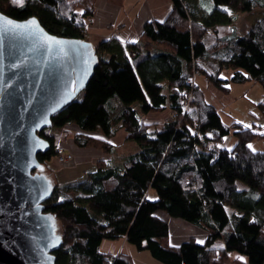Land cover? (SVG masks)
I'll use <instances>...</instances> for the list:
<instances>
[{
	"label": "trees",
	"instance_id": "1",
	"mask_svg": "<svg viewBox=\"0 0 264 264\" xmlns=\"http://www.w3.org/2000/svg\"><path fill=\"white\" fill-rule=\"evenodd\" d=\"M170 1L165 19L143 26L141 45H99V62L81 98L51 119L59 142L72 139L76 147L110 155L109 140L122 130L138 148L116 161L99 160L77 181L55 184L44 204L62 237L55 264H134L123 253L105 260L100 245L116 239L162 264H264V151L248 147L260 139L264 147V132L224 125L201 87L190 83L197 74L221 94L229 83L249 80L264 91V16L243 36L235 27L240 16L264 11V0ZM93 3L24 0L20 6L0 0V13L16 21L33 17L49 34L83 40ZM135 104L144 117L167 111L173 119L139 121ZM259 106L264 112V102ZM71 125L79 132L66 128ZM231 132V151L218 148ZM38 136L49 143L36 157L46 168L58 143L45 132ZM150 190L155 201L148 200ZM159 214L197 227L205 241L199 245L189 237L172 246L168 222ZM233 252L246 261H231Z\"/></svg>",
	"mask_w": 264,
	"mask_h": 264
},
{
	"label": "water",
	"instance_id": "2",
	"mask_svg": "<svg viewBox=\"0 0 264 264\" xmlns=\"http://www.w3.org/2000/svg\"><path fill=\"white\" fill-rule=\"evenodd\" d=\"M96 50L49 34L36 18L0 13V264H55L62 237L44 212L55 183L36 158L50 149L38 134L83 93Z\"/></svg>",
	"mask_w": 264,
	"mask_h": 264
},
{
	"label": "rangeland",
	"instance_id": "3",
	"mask_svg": "<svg viewBox=\"0 0 264 264\" xmlns=\"http://www.w3.org/2000/svg\"><path fill=\"white\" fill-rule=\"evenodd\" d=\"M260 14H261L260 11L255 10L254 13L242 15L238 19L239 21L236 26L238 34L240 36H243L247 31L245 29H248L250 25L255 23L257 21V18L260 16ZM85 38L89 40L90 37L86 36ZM225 77L226 75L224 76V78ZM198 79H200L201 83L203 84V79L197 77V80ZM202 86L204 88L205 84H203ZM226 94H222L221 95L222 97L213 96V94H211L210 92H207L206 94L208 101H210L214 105V107L217 108L218 115L221 118L224 125L227 126L228 124L234 122L236 124L242 125L243 127H245V125H250L252 128L255 129L257 133L264 132V112L259 106L260 103L264 102V91L261 85L255 83L252 80H249L243 84L229 83L228 93ZM80 98L81 96L78 97V99ZM134 109L137 111V118L139 119V121L142 120L152 123V122H164V121H168L169 119H173V116L167 111L162 112V114H151L144 117L140 113V111H138L137 104L134 105ZM151 117H155L158 120L150 121ZM66 128L69 129L72 133L79 132L78 127L74 125L66 126ZM245 128H249V127H245ZM44 132L46 133V135L56 137L55 142L58 143L57 148L61 147L62 146L61 144L66 142V141L59 142L60 140V138H58L59 130L57 128H49L44 130ZM222 139L223 140L218 144V148L220 149L229 150L236 143V139L233 137L232 132L228 134V136ZM120 144L121 145H118L119 148H114L113 151L115 161L123 156H129L132 155V153L138 151L137 145L133 141L131 142L123 141V144L122 143ZM250 145H252L251 149L252 150L254 149V152L264 151L263 141L261 139L250 142ZM73 157L74 159L79 158L77 156L75 157L74 155ZM89 168L90 166L88 164H79L78 166H76V164H73V167L71 166L67 168L61 167L57 163L56 158L53 157L49 162H47L45 169L46 172L49 174L50 179H52L55 184L67 185L68 183H71L75 180L77 181V179L75 178L76 173H79L77 176L80 178L84 173H87L89 171ZM52 175L56 180L53 179ZM238 188L240 190L245 189V186L241 183L238 184ZM147 197L154 198V199H148L150 201H155V199L157 198L156 193L153 190H150L148 192ZM172 220L173 222L174 221L178 222V223H173L176 224L175 225L176 227L173 226L170 227L169 225V228L172 230V232L179 231V232H184L185 234H189V233L192 234V233H198L200 231L197 227H194L191 224H187L186 222L180 219H172ZM219 246H221V243H219ZM99 251L101 253H106L107 258L114 257L119 253L128 254L132 258V262L134 264H162L159 261L157 262L154 259H152L148 251H137L134 246L130 245L129 243H127L122 239H116L114 241L103 240L102 244L99 247ZM232 255L238 257L239 260H241L240 257H243L242 255H239L235 252H233ZM243 258L244 259L241 261H246V257L244 256Z\"/></svg>",
	"mask_w": 264,
	"mask_h": 264
},
{
	"label": "crops",
	"instance_id": "4",
	"mask_svg": "<svg viewBox=\"0 0 264 264\" xmlns=\"http://www.w3.org/2000/svg\"><path fill=\"white\" fill-rule=\"evenodd\" d=\"M93 5L94 8H93L92 17L87 22V27H88L87 31H88V36L90 37L88 41L95 48H97L102 43H105V41H109V40H118L124 47H127V46H137L142 44L140 33L145 23L152 20L161 21L165 19L170 13L169 11L172 8V1L170 0H94ZM256 11L261 12L257 20L262 16H264V11L261 10H256ZM238 19L235 22V27L237 26V23L239 21ZM252 25H250V27ZM197 77L195 79V82L198 86L201 87L205 97L207 92H210L211 94H213V96L222 97L221 96L222 94L214 90L210 86H208L205 80H203V84H205V87L203 88L202 86L203 84L201 83V80L200 79L197 80ZM200 78L203 79L202 77ZM206 101L212 104L210 101H208L207 97H206ZM153 120L156 121L158 119L155 117H151L150 121ZM123 141H126V135L125 133H123L122 130H120L113 138L109 140V143L112 144L114 148H119L118 145H121L120 143L123 144ZM61 145H62L61 147L64 148L65 152H70L75 157L76 156L79 157L77 159L75 158L76 160L74 159V164H76V166H78L79 164H88L90 166L89 170H91L93 168L92 166L99 160L107 161L109 159H114L113 152L110 153V155H105L101 151L95 150L93 148L82 149L79 148L78 146L76 147L73 144L72 139H67L66 142ZM78 174L79 173L75 174V178L77 180H79V177L77 176ZM159 216L168 222V227L169 225L170 227L172 226L176 227L175 226L176 224L173 223H178V222L176 221L173 222L172 219L166 217L163 214L162 215L159 214ZM169 233H170L169 242L172 246L173 245L179 246V244L189 240V237L195 238L196 242L197 241L204 242L206 239L204 233L201 230L198 233L185 234L184 232H179V231L172 232V230L169 228ZM198 244L200 245L202 243H198ZM229 257L231 258V261L239 260L238 257L233 256L232 254H229Z\"/></svg>",
	"mask_w": 264,
	"mask_h": 264
},
{
	"label": "built area",
	"instance_id": "5",
	"mask_svg": "<svg viewBox=\"0 0 264 264\" xmlns=\"http://www.w3.org/2000/svg\"><path fill=\"white\" fill-rule=\"evenodd\" d=\"M87 29H88L87 26H86V29H83V31H82V38L83 37L85 38L86 36H88ZM186 97L187 98H191V94L187 92L186 93ZM203 147H205V145H203ZM56 153L57 154H56L55 158L57 160V163L61 167H66L67 168V167H70V166L72 167L73 166V164H74V157H73V155L70 152H65L63 147H59V148H57ZM115 256L114 257H108V258L106 257L105 260L106 261H111L112 259H115Z\"/></svg>",
	"mask_w": 264,
	"mask_h": 264
},
{
	"label": "snow or ice",
	"instance_id": "6",
	"mask_svg": "<svg viewBox=\"0 0 264 264\" xmlns=\"http://www.w3.org/2000/svg\"><path fill=\"white\" fill-rule=\"evenodd\" d=\"M12 3H14V4H18V5H20V6H23V4H24V0H12ZM209 11H211V9H209ZM227 11L229 12V14H231V11H230V10H227ZM33 22H35V21H33ZM8 23L11 24L12 21L9 20ZM222 78H223V77H222ZM245 127H251V126H250V125H245ZM193 134L195 135L196 133H193ZM208 135L211 136L212 134L209 133ZM225 139H226V138H225ZM248 147L251 149V148H252V145H248ZM229 151H231V150L229 149ZM253 151H254V149H253ZM60 199L63 200V197H61ZM148 199H154V198H153V197H148ZM197 242H198V243H203V241H197ZM173 246H177V247H178V245H173ZM240 259L243 260L244 258H243V257H240Z\"/></svg>",
	"mask_w": 264,
	"mask_h": 264
},
{
	"label": "bare ground",
	"instance_id": "7",
	"mask_svg": "<svg viewBox=\"0 0 264 264\" xmlns=\"http://www.w3.org/2000/svg\"><path fill=\"white\" fill-rule=\"evenodd\" d=\"M197 76H198L197 74H193V77H192V79H191V81H190L191 84H196L195 79H196ZM191 96H192V95H191ZM116 256H117V255H116Z\"/></svg>",
	"mask_w": 264,
	"mask_h": 264
}]
</instances>
